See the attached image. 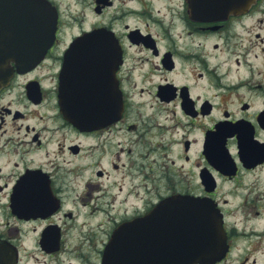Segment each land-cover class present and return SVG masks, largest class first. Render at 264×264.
<instances>
[{
  "label": "flooded vegetation",
  "instance_id": "af4514ba",
  "mask_svg": "<svg viewBox=\"0 0 264 264\" xmlns=\"http://www.w3.org/2000/svg\"><path fill=\"white\" fill-rule=\"evenodd\" d=\"M46 1L58 13L53 45L0 90V238L18 264H101L118 226L172 196L219 209L229 244L219 264H264V0L215 23L191 19L185 0ZM140 17L143 28L126 22ZM99 27L120 45L123 110L79 130L60 113V75L71 41ZM231 30L243 52L227 43ZM210 34L225 41L214 52ZM108 155L121 187L106 181Z\"/></svg>",
  "mask_w": 264,
  "mask_h": 264
},
{
  "label": "water",
  "instance_id": "95a60500",
  "mask_svg": "<svg viewBox=\"0 0 264 264\" xmlns=\"http://www.w3.org/2000/svg\"><path fill=\"white\" fill-rule=\"evenodd\" d=\"M187 1L193 18L215 20L231 13L243 12L255 0ZM55 28V12L48 3L37 0H0V87L12 75L11 62H14L18 71L30 69L39 62L54 38ZM98 36L92 33L75 40V45L64 61L67 73L74 67L85 72L83 68L87 66L83 58L74 61L73 53L87 51L76 44L101 41L113 45L110 51L117 50L116 40L110 32L104 31L101 40ZM118 61L116 56L112 57V61L102 66L104 70L99 75L104 84L103 92L107 91L102 100L104 104L107 103L108 112H104L102 118L108 123L115 121L120 114L121 100L115 89ZM72 76L75 78V74ZM60 100L63 116L68 121L81 129L89 124L84 97L62 96ZM94 117L97 118L95 114ZM137 224L151 231V236L145 240L148 246L151 243L154 248L150 249V245L143 250L146 252L144 257L136 258L133 255L136 244L132 235L129 241L120 242L117 240L119 235L115 234L109 243L105 264H214L223 257L226 249L221 219L213 205L189 200L177 204L167 201L134 225ZM143 243L145 241L142 237L140 244ZM15 262V252L9 245L0 242V264Z\"/></svg>",
  "mask_w": 264,
  "mask_h": 264
},
{
  "label": "rangeland",
  "instance_id": "374dc122",
  "mask_svg": "<svg viewBox=\"0 0 264 264\" xmlns=\"http://www.w3.org/2000/svg\"><path fill=\"white\" fill-rule=\"evenodd\" d=\"M158 2L159 1H157V0H155L154 1V3H153V8H155L156 7V5L158 4ZM155 19H153V20H149L150 22L151 21H154ZM144 21H146V19H145V17L144 18H142V17H140V19H138L137 21H135V20H133V19H131V20H126V22H128L130 25H133L134 26V24H137L139 27H141V28H143L144 27V25L142 24ZM158 25H160V23L159 22H156V24H153V26H158ZM250 25H252V24H250V22H248V23H246L245 25H243V26H239V27H246V30H247V26H250ZM157 28V30L161 33V34H163V35H165V25L164 26H159V27H156ZM245 29V28H244ZM70 32H72L71 30H67L66 31V36H68L69 35V33ZM231 36H230V39L228 40L227 39V43H228V41L230 42V43H232V45H233V47H235V50L237 51V50H239L240 49V51L239 52H243V50H245V48H244V46H246L247 45V40L246 39H244L243 37H242V39H240V38H238V37H235V33L236 32H239V30H236V32L235 31H233V30H231ZM243 32H244V30H243ZM210 35H213V34H210ZM218 36L217 35H213L212 37H209V39L208 40H206V43L208 44V47L210 48V52H214L215 51V49H214V42H217L218 41V39L219 38H217ZM218 44H220L221 46H222V44H224L225 43V41L224 40H221V38L219 39V41L217 42ZM235 45V46H234ZM213 46V47H212ZM224 47H223V49L225 48V45H223ZM237 53V52H236ZM130 57H131V59L133 58V59H135L136 60V57H135V55L133 56V54H130ZM237 56L236 55H234V56H231V58L232 59H235ZM215 60V58H211V59H208V61L206 62V64H207V67L208 68H212L213 67V61ZM240 71H241V69L239 68V70L238 71H236V65L234 64V62H233V67H232V70H231V78L232 77H234V76H236L237 74H239L240 73ZM60 138H62V136H60ZM174 147H177V146H174ZM134 148V147H133ZM110 159H111V156L110 155H108L107 156V164L105 163L104 164V167L108 170V177H107V179H106V181L109 183L110 181H113V180H115L116 181V184H117V186H119V187H121L120 185L123 183V182H126V180H127V178H125V173H124V170L123 169H121V168H117L116 170H112L111 169V166L108 164V162L110 161ZM122 160H123V156H122ZM119 162H121V160L119 161ZM179 163H181L180 161H178L176 164H179ZM185 166V165H184ZM123 186H124V184H123ZM73 191H75V194H76V192L78 191V187H75V186H73ZM117 191V190H116ZM72 192V191H71ZM30 243H31V240H29V239H27V244L28 245H30ZM39 260H41V257L39 256L38 257V259H35V260H32V259H29V261L27 262V264H33V262H36V261H39ZM256 260H260V259H256ZM228 263H230V264H236V260L235 261H233V262H231V261H228ZM248 263L249 264H254L253 262H252V259H248ZM247 264V263H246Z\"/></svg>",
  "mask_w": 264,
  "mask_h": 264
}]
</instances>
